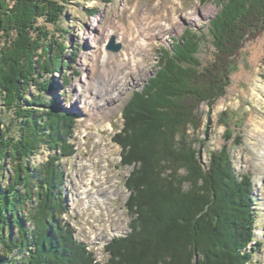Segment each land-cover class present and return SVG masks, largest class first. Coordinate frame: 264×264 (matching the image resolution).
<instances>
[{
    "label": "trees",
    "instance_id": "1",
    "mask_svg": "<svg viewBox=\"0 0 264 264\" xmlns=\"http://www.w3.org/2000/svg\"><path fill=\"white\" fill-rule=\"evenodd\" d=\"M202 1L219 7L208 26L213 61L197 58L204 34L185 29L160 48L155 75L125 107L115 140L122 164L134 166L126 181L133 222L128 236L106 247L109 264H249L252 257V179L232 165L228 114L222 149L207 166L188 132L201 127L203 104L226 95L241 50L264 34V0ZM65 9L61 0H0V167L7 160L12 172L0 177V264H94L62 219L68 209L56 153H74L76 118L45 98L53 90L47 77L61 72L68 49ZM42 147L54 153L33 168Z\"/></svg>",
    "mask_w": 264,
    "mask_h": 264
},
{
    "label": "rangeland",
    "instance_id": "2",
    "mask_svg": "<svg viewBox=\"0 0 264 264\" xmlns=\"http://www.w3.org/2000/svg\"><path fill=\"white\" fill-rule=\"evenodd\" d=\"M61 2L66 9L60 27L67 32L68 49L61 72L47 77L53 90L45 98L56 101L64 113L75 116L77 123L68 140L74 153L61 158L56 153L68 209L62 219L63 224L71 225L74 239L87 244L94 264H109L106 247L128 236L133 222L127 209L131 192L126 181L134 166L122 164V148L115 140L124 127L125 107L133 93L141 92L155 75L160 48H170L185 29L204 34L197 58L203 66L213 61L215 51L208 26L219 7L202 0ZM92 10L95 12L90 13ZM112 36L123 45L119 53L107 50ZM235 62L237 71L226 95L211 108L201 106L202 125L198 130L190 129L188 138L207 166L210 155L222 149L226 126L221 118L228 114L225 121L233 135L229 142L231 162L237 176L251 177L255 199V237L248 247L252 255L249 264H264V34L248 42ZM32 94H36L34 90ZM0 109H4L1 101ZM4 117L9 119L10 115L4 111ZM237 137L241 138L239 144L235 143ZM53 153L42 147L30 160L31 167L42 168ZM10 175L6 160L0 177ZM89 180L93 189L85 192V188H92Z\"/></svg>",
    "mask_w": 264,
    "mask_h": 264
},
{
    "label": "water",
    "instance_id": "3",
    "mask_svg": "<svg viewBox=\"0 0 264 264\" xmlns=\"http://www.w3.org/2000/svg\"><path fill=\"white\" fill-rule=\"evenodd\" d=\"M122 47L123 45L121 43H117V38L112 36L107 46V50L112 53H119L122 50Z\"/></svg>",
    "mask_w": 264,
    "mask_h": 264
},
{
    "label": "bare ground",
    "instance_id": "4",
    "mask_svg": "<svg viewBox=\"0 0 264 264\" xmlns=\"http://www.w3.org/2000/svg\"><path fill=\"white\" fill-rule=\"evenodd\" d=\"M92 31H95V27H94V25L92 26ZM100 33V32H99ZM100 36V35H99ZM88 55H90V54H88ZM85 60V59H84ZM106 61V58H104V60H103V62H105ZM117 75V74H116ZM109 76V75H108ZM86 81V80H85ZM104 89V88H103ZM80 90H82V89H80V86L78 85L77 86V91H78V97H80L81 98V96H82V94H81V91ZM99 90V89H98ZM109 89H107V90H102L103 92H107ZM101 94V93H100ZM100 108H101V105L99 106ZM91 177H93V176H91ZM88 183H91L90 185L92 186V182H91V180H89V182ZM87 183V184H88ZM88 187V186H87ZM93 189V186H92V188H90V190H87L86 188L84 189V191L85 192H89V191H91Z\"/></svg>",
    "mask_w": 264,
    "mask_h": 264
}]
</instances>
